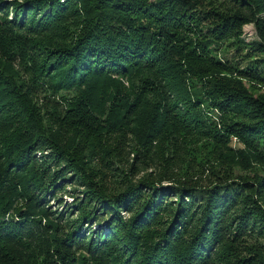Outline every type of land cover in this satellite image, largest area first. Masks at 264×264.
Wrapping results in <instances>:
<instances>
[{
    "label": "trees",
    "instance_id": "trees-1",
    "mask_svg": "<svg viewBox=\"0 0 264 264\" xmlns=\"http://www.w3.org/2000/svg\"><path fill=\"white\" fill-rule=\"evenodd\" d=\"M42 1L52 2L48 3L52 14L70 11V16L85 17L83 23L79 22L71 44L51 54L50 61L58 58L52 64L53 71L66 70L59 77L60 81L65 78L63 82L55 84L49 76V67L39 66L37 59H33L37 76L50 83L46 91L51 93V99L43 98L42 103L56 106L61 103L60 108L66 110L64 119L71 121L65 126L72 134L59 129L53 130L55 136L53 133L48 136L46 127L40 123L42 117L36 116L29 101V96L40 97L37 90L44 88L38 86L26 91L17 81L14 68L18 59L25 65L28 56L37 51L36 44L25 34L40 35L50 31V25L35 23L34 6L22 9L23 3L14 2L15 14L11 19L0 7V264H217L214 257L218 258L220 250L224 254L220 264H264V244L257 245L260 240L264 241V203L261 202L264 187L260 184L257 190L256 185L248 182L237 184L220 178L204 184L203 180L190 177L188 168L174 173L166 171L164 176L161 173L148 178L142 183L143 188L131 185L119 194L105 190V198L101 192L93 194L94 199L114 197L110 205L116 207L117 215L104 225L99 216L87 214L73 227L63 223V215L53 217L48 210L49 198L52 197V202L56 187L50 176L51 182L45 177L46 173L54 175L56 165L63 160L69 169L95 181L100 175H91L94 172L90 165L107 159L108 148L119 151L124 137L129 135L137 144L135 155L142 163H149L150 151L159 149L161 142L168 143L172 150L176 144L185 147L187 139L192 142L184 148L186 155L197 153L196 143L201 140H209L238 155L229 142L231 137H237L255 153L256 163L264 164L259 153L262 151L264 155V148H259L264 144V100L248 95L240 80L234 83L233 78L210 75L214 82H208L212 88L204 93L205 101L190 97L179 84L160 88L151 77L145 78L140 88H122L115 81L112 88L108 78L113 75L132 82L140 73H149L152 77L163 74L168 65L178 75L192 80L205 73H230L229 67L211 56L209 47L213 42L237 37L245 25L253 22L259 42L251 58L259 61L263 72L259 75L251 68L240 75L242 79L264 85V58L260 59L264 55V0H225L240 10L232 14L228 10L220 12L210 0ZM242 8L248 9L250 15ZM198 10L202 14L195 16ZM206 25L213 30H208L209 36L203 34L202 27ZM184 36L192 39L186 45L181 44L186 41ZM70 38L61 40L66 42ZM193 39H197L194 47ZM179 57L188 61L186 66ZM208 61L210 72L197 69L199 62ZM75 89L79 94L56 101L60 93ZM18 104L23 113L21 109L17 112ZM202 104L216 112L212 114L213 117L217 114L215 120L206 114L196 115ZM229 115L259 124L250 126L246 134L243 123L225 126ZM36 122L40 124L36 126ZM111 130L113 138L108 136ZM110 138L109 147H102L101 140L108 142ZM44 150L52 156L38 158L37 151ZM48 158L52 159L49 164L53 166L40 167ZM168 162L162 158V163ZM181 173H185L184 181L177 180ZM166 181L171 184L165 186ZM235 187H240L242 193L255 192L252 201L256 205V222H251L252 212L236 215L235 210L244 201L240 202L242 196L240 190L232 189ZM161 190L163 199L159 200L157 194ZM170 192L175 193L170 197L176 196V200L165 206L164 196ZM174 203L180 206L178 212H166L167 218L161 220V213ZM133 207L135 217L124 221L121 213H131ZM153 226L158 232H152L142 243L141 233ZM248 235L259 238L247 240ZM146 239L152 243L147 249ZM240 246L246 250L256 248L255 259L251 262L241 259L237 255L243 249ZM141 256L144 260L139 262Z\"/></svg>",
    "mask_w": 264,
    "mask_h": 264
},
{
    "label": "rangeland",
    "instance_id": "rangeland-1",
    "mask_svg": "<svg viewBox=\"0 0 264 264\" xmlns=\"http://www.w3.org/2000/svg\"><path fill=\"white\" fill-rule=\"evenodd\" d=\"M52 1V0H47ZM14 2L16 3H23L26 9L28 6H34V19L35 23L37 24H43V25H50V31H46L45 33H41L40 35H28L30 39H32L33 43L37 46L36 53H33L32 56H28L26 59V64L24 65L23 62L18 59L14 63V68L17 71V81L21 83L25 90L28 91V88H30L31 91L33 89H37L38 86L41 88H44L40 91L37 90L40 97L33 99L32 96H29V101L32 102V107L36 113L37 117H42L40 123H42L43 127H46V132H48V136L53 133L55 136L53 130L59 131V129H63L64 131H71L68 127L65 126V124L70 123L71 121H66L64 119L66 110L63 108H60L61 103L56 105H45L42 103L43 98H48V101L51 99V93H48L46 90L49 87L50 83L48 80L41 81L40 76H37V67L36 64H33L34 60L37 59L39 62V66H46L49 67L50 75L55 80V84H59L60 82H63L65 78H63L61 81L59 80V77H61L62 74L66 73V70H57L53 71V68L55 65L57 57H54L51 61V54L52 52H58L57 50H62L64 47H67L71 44L72 39L75 37V35L78 33L79 29V22L83 23L85 20V17L82 15H79L77 17L70 16V11L67 13H54L52 14V11L48 6L52 2L43 3L41 0H0V7L4 8L3 13L9 14L10 19L14 18L15 11L12 10V6H14ZM214 4L215 7L219 8L220 12H225L226 10L229 11V14L236 13L240 10H238L232 3H229L225 0H210ZM30 4V5H29ZM28 5V6H27ZM242 10L247 14L250 15V12L248 9L242 8ZM195 16H200L202 14L201 10H198L194 13ZM192 15L191 13L188 14V16ZM228 15V13H227ZM210 25H206L202 27L203 34L209 36V31L213 30L211 29ZM71 37L69 41H62L61 39ZM184 43H181L182 45H186L189 37L184 36ZM75 41V40H74ZM197 39H193V47L195 46ZM259 42V37L257 33L256 26L253 22L248 23L244 26L243 30L237 37H229L225 39L224 41L220 42H213L212 45L209 47V49L212 51L211 56L218 60L219 63H221L225 67L230 68V73H211L207 74L199 78H195L194 80L185 77L183 74L178 75L174 69L168 65L166 69H163V74H158L155 77L150 76L149 73H140L132 82L124 80L122 78L115 77L113 75H110L108 78L110 80L112 88H115L112 84L113 81L117 83V85L121 86L122 88H140L143 84V80L147 77H151L152 79L156 80L159 84L158 87L160 88H171V84H179L181 88L184 91H187L189 96L199 97L203 98L206 101V96L204 93L208 92V88H212L211 84L208 83L209 81L214 82L212 80V77L210 75L212 74H219L222 76V78H233V82H238L237 80H240L244 86V89L248 92V95L252 96L254 99L262 98L264 100V85L260 84L259 82H256L252 79H242V76L240 75L244 70L247 69H253V72L255 73V70L260 75L262 70V65L259 64V61H256L254 57L251 58L252 54L256 51L254 50L255 45ZM39 56H37V55ZM37 56V58H36ZM264 55H261L260 59H263ZM180 62L184 66L187 64V60L184 58H178ZM57 63V62H56ZM59 63V61H58ZM63 62L60 61V64ZM210 62H199L197 65V69H204L207 70L206 72H210ZM264 65V64H263ZM256 68V69H255ZM64 72V73H63ZM180 81V84L178 81ZM46 88V89H45ZM74 94H79V91L77 89L72 90L71 92H62L59 95H57L56 101L60 102V100L64 96H71ZM194 96V97H193ZM202 99V100H203ZM22 103V102H21ZM23 104V103H22ZM24 105V104H23ZM18 108V109H17ZM16 110L17 112H20L23 110L22 106L18 104ZM190 112V111H189ZM23 113V111H22ZM213 110L209 109L207 105L201 106V108L197 111V116L201 117L202 114H206L207 116L211 117L210 119L215 120L214 118L217 116V114L213 117ZM24 117L30 116L23 114ZM52 119V121H51ZM26 120H30V118H26ZM72 120V119H70ZM225 126H228L231 123H243L246 125V130L242 129L246 134L250 132V126L252 125H258L259 123H250L242 118H237L234 115H229L226 117ZM51 121V122H50ZM40 123L36 122V126ZM30 126H33V122L30 121ZM55 124V125H54ZM23 125V123H22ZM133 127V126H132ZM220 128V127H219ZM24 134V132L22 133ZM21 134V135H22ZM72 134V131L71 133ZM69 134V135H70ZM20 135V136H21ZM76 135V133H75ZM78 135V134H77ZM106 135V134H105ZM105 135L103 136L104 138ZM113 138V132L111 130V135ZM46 137V135H45ZM107 142L106 139L101 142H103L102 147H109L110 142L112 140ZM226 140H228L226 137H224ZM107 142V143H106ZM190 142H192V139H187V145L185 147H190ZM230 146L234 149L235 153L237 154H231L227 150H224L220 146H216L213 142L209 140H201L197 144V150L195 154L193 155H186L184 153V148L182 146H179L178 144L175 145L174 149H170L168 143L161 142L159 149H155L153 151H150L149 154V163H142L137 155H135V150L137 149L136 142L134 141L133 137L131 135L124 137V143L122 144V147L119 149V151H112V149H106L107 153V159L100 160L97 162H93V165H90L91 171L94 173L91 175H95L96 173H99L100 176L95 177V181L90 180L88 176H85L84 174H77L72 169L68 168V165H66V162L61 160L60 165H56V170L54 169V175L53 173H50V175H47L46 173L45 177H47V180L50 181V178H52V182L55 184V190H51L55 193L53 197L49 198L50 204L48 205V210L54 214L53 217L63 215L64 216V224L69 226L72 225L73 227L78 226L82 219L88 214L99 216L103 220V224L107 225L109 224V221L113 219L117 213H116V207L114 205H110L113 203L114 197L111 199L104 200L105 195L103 192L105 190H110L111 194H119L118 192H123L127 190L128 187H132L137 185V187L134 188H143V184L148 178H155L158 177L161 173L162 176H164V172H175L177 170L182 171L184 169H190L191 174L190 177L198 178L200 180L204 181V184H208L209 182H216L218 178H220L223 182H236L237 184H241L244 182H248L252 184L254 187L256 185V190L258 189L259 184L262 185L261 187H264V164H258L256 163V160L254 159V152L247 149V147L241 143V141L237 137H231L229 139ZM95 143V142H92ZM195 144V143H193ZM204 144L206 146H204ZM215 146V149H213ZM260 150L264 148V144H260ZM213 150V151H212ZM264 151V150H263ZM50 152V151H49ZM212 152V153H211ZM251 153V154H249ZM261 156H263V152H259ZM49 154V155H48ZM222 154L221 161L219 160V156ZM48 155V156H46ZM49 157L52 156L48 151L44 150L37 151V157ZM162 158L168 159V163L164 164L162 163ZM57 160V159H56ZM50 161H52L51 158L46 159L45 165H39L40 167L43 166L45 169L47 166L52 167L53 164H49ZM43 162V161H41ZM199 168V169H198ZM89 171V170H88ZM90 173V171H89ZM185 173H181L180 176L177 177V180L185 179ZM53 176V177H52ZM105 180V181H104ZM51 182V181H50ZM171 181L164 182L165 186L170 185ZM218 184V183H217ZM132 185V186H131ZM53 187V186H52ZM93 187V189H92ZM161 187V186H160ZM94 188H98L95 189ZM232 189L240 190V194L242 196L240 202L244 201L246 202V205H244L242 202L238 209L235 210L236 215L240 214L242 211H248L247 213H251L252 220L251 222H256L257 218H254V215L257 216L255 213L256 205L252 201V199L255 198V192L252 193H246L244 191L242 193L240 187H235ZM99 190V191H98ZM98 192L102 193L103 198L94 199L92 198L93 194H98ZM173 192V191H172ZM170 192L168 196L165 197L164 205L166 206V203H170L172 201L176 200V196L170 197V194H175ZM163 191H158L159 200L160 198L163 199ZM118 196V195H117ZM148 198H150L149 194H146ZM195 196L198 197V199H201L200 194L195 193ZM252 196V197H251ZM187 200V199H186ZM193 200H196L194 197ZM163 201V200H162ZM261 202L264 203V191H262V198ZM173 206H168L166 208L167 211L164 213H161V220L166 219L167 215H165L166 212H178L177 210L180 208V206H176V203ZM104 206V208H103ZM185 206V205H184ZM183 206V207H184ZM131 213L122 212L121 216L123 217L124 221H131L135 215V207L131 209ZM173 210V211H172ZM194 209H192L190 212H193ZM264 211V210H263ZM173 217V214H172ZM112 223V222H111ZM197 222H195L196 224ZM226 226L229 228L230 226V220L226 223ZM96 226L94 227V229ZM192 228V227H191ZM149 229V228H148ZM228 230V229H226ZM229 231V230H228ZM152 232H155V234L158 232L156 227H151V229L144 231L142 234V243L144 242L145 238H147L149 235L152 234ZM93 235V234H90ZM191 237V233L188 232L186 234V238L189 239ZM247 237V236H246ZM253 238V240L258 239L259 237H253L251 235H248L247 240ZM147 243V246L145 249L149 248V246L152 245L151 241L147 240L145 241ZM264 244L263 240H260L257 245ZM86 246L85 248H87ZM240 248H243L241 253L238 252V256L243 259L247 258V261L251 262V260L255 259V254L257 252L256 248L246 250L244 246H240ZM222 250L218 252L217 256L218 258L214 257V262L217 264H220V260L224 257V254H221ZM261 254V252H259ZM139 262H142L144 260V256H141L139 259Z\"/></svg>",
    "mask_w": 264,
    "mask_h": 264
}]
</instances>
